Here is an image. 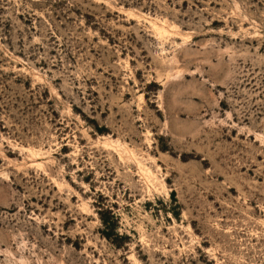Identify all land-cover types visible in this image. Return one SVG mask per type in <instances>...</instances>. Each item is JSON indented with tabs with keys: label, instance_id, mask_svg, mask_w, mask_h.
<instances>
[{
	"label": "rangeland",
	"instance_id": "1",
	"mask_svg": "<svg viewBox=\"0 0 264 264\" xmlns=\"http://www.w3.org/2000/svg\"><path fill=\"white\" fill-rule=\"evenodd\" d=\"M0 264H264V0H0Z\"/></svg>",
	"mask_w": 264,
	"mask_h": 264
},
{
	"label": "trees",
	"instance_id": "2",
	"mask_svg": "<svg viewBox=\"0 0 264 264\" xmlns=\"http://www.w3.org/2000/svg\"><path fill=\"white\" fill-rule=\"evenodd\" d=\"M100 220L101 223L103 224V231H102L103 235L110 239L111 232L113 231L112 225L102 217H100Z\"/></svg>",
	"mask_w": 264,
	"mask_h": 264
}]
</instances>
